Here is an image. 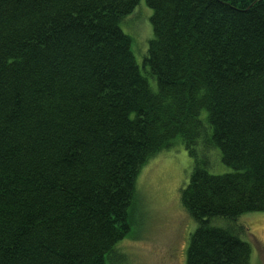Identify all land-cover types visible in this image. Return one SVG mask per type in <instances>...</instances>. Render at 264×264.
Segmentation results:
<instances>
[{"label": "trees", "instance_id": "trees-1", "mask_svg": "<svg viewBox=\"0 0 264 264\" xmlns=\"http://www.w3.org/2000/svg\"><path fill=\"white\" fill-rule=\"evenodd\" d=\"M140 1L0 0V264H105L176 139L185 264H250L235 222L264 213V0H144L156 91L120 28Z\"/></svg>", "mask_w": 264, "mask_h": 264}, {"label": "rangeland", "instance_id": "rangeland-1", "mask_svg": "<svg viewBox=\"0 0 264 264\" xmlns=\"http://www.w3.org/2000/svg\"><path fill=\"white\" fill-rule=\"evenodd\" d=\"M151 15L141 0L122 20L120 28L131 39V50L141 73L156 91V81L142 66L153 37ZM210 161L209 174L230 173L231 169L214 152ZM192 166L180 139L145 164L137 177L135 200L129 209V234L105 257V264H185V251L196 224L184 211L180 196ZM213 223L218 227L226 224L222 220ZM235 223L243 229L239 237L251 246L250 264H264V213L242 215Z\"/></svg>", "mask_w": 264, "mask_h": 264}]
</instances>
